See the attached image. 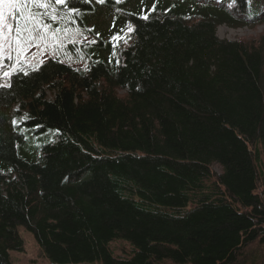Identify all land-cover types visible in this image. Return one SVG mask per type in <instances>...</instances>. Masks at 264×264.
<instances>
[{
  "label": "trees",
  "instance_id": "16d2710c",
  "mask_svg": "<svg viewBox=\"0 0 264 264\" xmlns=\"http://www.w3.org/2000/svg\"><path fill=\"white\" fill-rule=\"evenodd\" d=\"M39 1L89 40L0 85V264L18 226L49 264H264V35L217 36L264 0Z\"/></svg>",
  "mask_w": 264,
  "mask_h": 264
},
{
  "label": "rangeland",
  "instance_id": "374dc122",
  "mask_svg": "<svg viewBox=\"0 0 264 264\" xmlns=\"http://www.w3.org/2000/svg\"><path fill=\"white\" fill-rule=\"evenodd\" d=\"M35 4L39 9L47 11L46 5L39 0H35V2H33V0H19V8L13 10L17 17L16 20L12 19V14L8 7L0 5V12L4 15V24L12 25L11 31H9L7 27L0 25V85H5L7 83L6 78L12 72L36 68L48 59L57 58L62 62L73 64L74 66L79 64L74 62L73 56L64 54V49L68 44H76L89 39L83 36L75 27H73L74 29H65L59 34L46 30L39 19L31 16V7ZM248 8L250 9L251 5H248ZM260 13L262 14L252 19H259L264 16V12ZM248 18L251 19V17ZM257 21L259 20H255V22ZM64 22L69 26L66 19ZM25 23H27L28 28L32 30V37L35 38L39 35L42 36L43 39L29 40V32H22L21 35L24 37V40L20 46L23 50L22 52H18L16 50L17 42L15 37L17 33L15 28L17 24L24 25ZM99 23L102 24L101 29H106L108 27V25H105L108 23L106 15L100 16ZM250 23L252 22L250 21ZM262 35H264L263 22L238 29L221 26L217 31L219 39L245 43H252L258 40ZM9 37H11V39H9ZM5 73H7V75H5ZM17 231L23 242V249L22 251H10V262L12 264H49L36 244L32 234L23 226H18ZM123 248L126 250L127 247L120 244H111V249L116 255H120L123 251L121 249Z\"/></svg>",
  "mask_w": 264,
  "mask_h": 264
},
{
  "label": "snow or ice",
  "instance_id": "6c2138e0",
  "mask_svg": "<svg viewBox=\"0 0 264 264\" xmlns=\"http://www.w3.org/2000/svg\"><path fill=\"white\" fill-rule=\"evenodd\" d=\"M33 2H35V0H33ZM65 0H58V3H64ZM97 2L99 3H103L104 0H97ZM117 2H120V0H117ZM0 5H4L6 7L9 8L11 14H12V19L13 20H16L17 17L15 16L14 14V9H18L19 8V0H0ZM39 6H44V5H39ZM144 19H147V17H143ZM0 25H2L3 27H7L9 29V31L12 30V25L11 24H4V15L2 12H0ZM45 28L48 27V25H44ZM15 31L17 33L15 39H16V42H17V51L18 52H22V48H21V43L23 42L24 40V37L21 35L22 32H29V37L28 39L29 40H32V39H43L42 36H36L35 38L32 37L31 35V32L32 30L28 28L27 26V23H25L24 25H20V24H17L16 28H15ZM9 39H11V37H9ZM5 75H7V73H5Z\"/></svg>",
  "mask_w": 264,
  "mask_h": 264
},
{
  "label": "bare ground",
  "instance_id": "6f19581e",
  "mask_svg": "<svg viewBox=\"0 0 264 264\" xmlns=\"http://www.w3.org/2000/svg\"><path fill=\"white\" fill-rule=\"evenodd\" d=\"M73 15V14H72ZM93 19V18H92ZM92 23V22H91ZM109 25V24H108ZM56 28V27H55ZM99 30V29H98ZM15 51V50H14ZM69 62V61H68ZM24 75H25V73H24ZM262 170V169H261Z\"/></svg>",
  "mask_w": 264,
  "mask_h": 264
}]
</instances>
